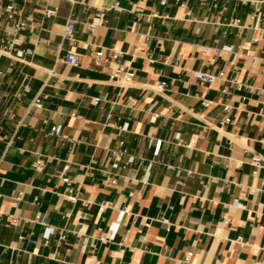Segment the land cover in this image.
Masks as SVG:
<instances>
[{
  "label": "crops",
  "instance_id": "crops-1",
  "mask_svg": "<svg viewBox=\"0 0 264 264\" xmlns=\"http://www.w3.org/2000/svg\"><path fill=\"white\" fill-rule=\"evenodd\" d=\"M14 3L30 20L9 35L0 17V264H264V0Z\"/></svg>",
  "mask_w": 264,
  "mask_h": 264
},
{
  "label": "built area",
  "instance_id": "built-area-1",
  "mask_svg": "<svg viewBox=\"0 0 264 264\" xmlns=\"http://www.w3.org/2000/svg\"><path fill=\"white\" fill-rule=\"evenodd\" d=\"M169 0H160V4L161 5H166L168 3ZM119 5V2H116L115 7H117ZM55 9H48L46 10V15L47 16H52L55 14ZM18 13L14 0H11V2L9 4H7L6 6H1L0 5V17L5 16L8 19L9 25H10V31H9V35H14L15 33L24 30L27 28L28 26V22H29V18L23 19V18H18L16 19V14ZM158 13H154V15H157ZM104 13L101 12L99 13L95 18H93L92 21L89 22V27L91 30H94L96 26L101 25L104 21ZM239 20H236V22H238ZM78 24V19L77 17H75L74 15H71L66 22L65 25V29H64V36L66 38H71L75 31H76V26ZM264 29V27H263ZM19 44V41L17 38H13L11 40L7 39V38H3L1 41V51L4 52H11L15 46ZM18 55H22L23 51H17ZM103 54V51H99L97 53L98 57H101ZM117 57V55H116ZM64 61L66 63H68L69 65L73 66V67H80L82 64V57L81 54L78 53L77 51L74 50H69L67 52V54L64 57ZM122 69L121 67H119L114 74L112 75V78H114L115 80H117L121 85H129L132 77H133V72H126L125 75L120 76ZM194 76L196 79H198L201 83H214L216 82L218 79L220 78H224L225 74L224 73H220L219 75L216 74H212V73H206L204 71H196L194 73ZM167 87V83L165 81H162L160 83L157 84L156 86V90L157 91H163L165 90ZM238 88L241 89L242 88V84L238 85ZM30 86L26 85L25 86V90L29 91ZM222 94L226 93V89H222L221 90ZM210 103L209 100H204L203 104L204 105H208ZM33 105L36 108H41L42 107V103L40 101L39 98H36L33 102ZM225 109L227 111L230 110V106L229 105H225ZM62 131V126L61 125H57L54 126L51 130L52 133L54 134H60ZM177 138L179 140H181V138L179 137V135L177 136ZM161 147V141L158 142L157 146H156V150L155 152L158 153V151L160 150ZM261 157L256 155L253 157V164L256 167L255 172H257V169L260 167L261 165ZM36 168L40 169L43 166L42 161H38L35 164ZM67 183H70L71 180L70 179H66ZM1 196V195H0ZM2 213L0 212V222L2 221ZM11 218L12 221H16V217L15 216H10L9 219ZM192 258V254L190 253L189 255L186 256V258L184 260H181L179 262V264H182L184 262H190Z\"/></svg>",
  "mask_w": 264,
  "mask_h": 264
}]
</instances>
